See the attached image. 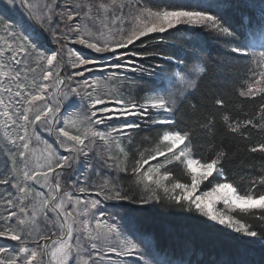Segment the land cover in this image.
<instances>
[{"label": "snow or ice", "instance_id": "6c2138e0", "mask_svg": "<svg viewBox=\"0 0 264 264\" xmlns=\"http://www.w3.org/2000/svg\"><path fill=\"white\" fill-rule=\"evenodd\" d=\"M13 9L19 19L5 15ZM0 13V241L14 242H0V264H112L108 253L161 264L104 201L164 202L213 222L206 226L226 240L264 246V165L234 173L233 151L215 143L216 111L226 107L212 88L216 70L149 47L196 30L229 38L226 56L251 73L239 97L261 100L253 114H221L220 122L227 140L252 141L241 165L264 160V7L255 20L242 16L239 29L222 3L203 0H7ZM34 25L55 48L40 43ZM197 130L209 139L207 158L194 156ZM128 177L144 195L125 190L119 181Z\"/></svg>", "mask_w": 264, "mask_h": 264}, {"label": "trees", "instance_id": "16d2710c", "mask_svg": "<svg viewBox=\"0 0 264 264\" xmlns=\"http://www.w3.org/2000/svg\"><path fill=\"white\" fill-rule=\"evenodd\" d=\"M249 1V2H248ZM206 4L222 3L225 17L234 27H241V17L247 16L254 20L260 17L262 0H203ZM264 5V4H263ZM263 7V6H262ZM1 14V13H0ZM37 31H41L38 28ZM198 33L200 30H196ZM167 35V34H165ZM210 35H188L178 33L170 37L162 45H153L166 54H179L191 60L194 64L204 63L210 69L216 70L212 80V88L215 91L222 92V98L225 100L226 107L217 109V136L215 143H227L229 149L234 153L233 162L229 168L234 173L243 172L247 174L253 170L257 174L264 160L259 158L241 165L240 157L245 154L243 144L252 141L232 142L227 140V133L220 122L221 114H230L233 117H242L244 113L249 115L256 112L259 108L261 98L255 100L239 97L238 92L242 87L251 82V73L247 71L245 64L233 61L226 54L230 45L224 41L229 39L220 37L218 40H211ZM151 45V44H150ZM151 45V46H152ZM198 58V59H197ZM227 61V63H226ZM161 63L159 59L151 60L148 66H155ZM164 62L162 66H166ZM225 65V71H221L218 65ZM248 80H245V77ZM206 90V89H202ZM188 112V110H185ZM187 120V117H184ZM155 137L156 133H151ZM196 139L197 147L200 149L194 153L197 158H207L211 155V146L208 137L204 136L197 130ZM257 136L253 133L252 140ZM259 157L260 154L248 153L247 156ZM2 159V157H0ZM177 176L184 179L183 173L177 172ZM214 177L204 182L200 186L201 190H210L207 188ZM237 179L239 177L237 176ZM248 187L247 181L242 183V188ZM261 188L258 186L256 191ZM131 195V194H130ZM130 213L134 217L138 231L147 236L150 240L153 252L162 260L161 264L169 260L184 259L199 260L202 264H264V246L259 242L255 244H240L234 241L226 240L222 232L212 231L206 225H209L204 217L197 216V219H191L195 214L180 211L178 208L167 206L164 202L153 204L151 207L130 206ZM198 221H204L199 223ZM249 222L254 227H259L260 222L249 218Z\"/></svg>", "mask_w": 264, "mask_h": 264}, {"label": "rangeland", "instance_id": "374dc122", "mask_svg": "<svg viewBox=\"0 0 264 264\" xmlns=\"http://www.w3.org/2000/svg\"><path fill=\"white\" fill-rule=\"evenodd\" d=\"M34 2H38V0H34ZM75 2H83V0H75ZM263 4H261V7L262 6L264 7ZM6 5H7V0H0V8L4 7ZM1 14H4V13H1ZM5 15L7 17L11 18V19H19L20 18V15H21V12L19 10L13 9V10L9 11L8 13H6ZM34 27H36V32L39 34L40 43L44 47H47L49 49H52V48H55L56 47V45L52 42L51 36L48 35L47 32H44L43 30L37 31L39 27L38 26H35V25H34ZM199 34L208 35L205 32H203L202 30L199 31ZM219 38L210 35V38H208V39H211L213 41L215 39L218 40ZM151 45H149V47H153V45L152 46ZM69 47L81 48V46H79V45H75L74 46V45H71V44H69ZM83 51L85 52L86 55H92V56L98 55V54L91 53L90 50H83ZM150 61L151 60L146 61V62L138 61V63H143V65L145 67H149L148 65L150 64ZM102 63H103V61H102ZM88 75H89V78H92V75L93 74H88ZM96 75H99V73H96ZM127 75L131 77V76H135L137 74L128 73ZM65 87H66V85H65ZM153 163H155V162H153ZM129 166H131V162H130V165ZM119 183H121L122 185H124L125 190L128 191L129 194H131L133 197H137L138 198V197L144 195V193H142L141 191H139L135 187V185L132 183V180H131L130 177L125 178V179L119 181ZM0 191H2V189H0ZM74 194L79 195V193H74ZM92 198L95 199L97 197L93 196ZM133 205H136L137 207H151L152 206V205H144V206H142V205H139V204H129L127 202L104 201V202H102L101 207L104 208V209H106V211H107V213L109 215L116 216L118 220L121 217H123L124 219L123 220H120V222L121 223H127L129 225L130 231L133 232V233H135L137 237L142 238L146 242L145 244H142L141 247L144 248V250L146 252V258L150 262H153V261H156V260H159L160 261L161 260L160 257L158 258L157 255L153 252V248L151 247L150 240L148 239V237L142 235L138 231V227L136 226L134 217L132 216V214L129 211L130 209H132V208H130V206H133ZM218 207H222V205H218ZM105 218L107 219L108 216H105ZM205 220H206V222L209 225H211L213 223L211 221H207L206 218H205ZM216 227L222 228V226H216ZM223 231H229V230H223ZM0 242H2V243H14V242H5V241H0ZM134 259H136V258L135 257H128V258L117 257L114 253H108V254L105 255V260L106 261H111L112 264H121V262L124 261V260L129 261V264H130V262L132 260H134Z\"/></svg>", "mask_w": 264, "mask_h": 264}]
</instances>
